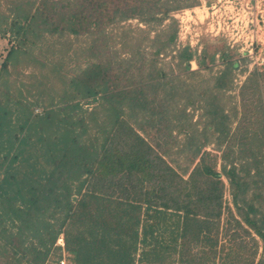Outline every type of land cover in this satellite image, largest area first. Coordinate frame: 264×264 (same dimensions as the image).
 I'll return each mask as SVG.
<instances>
[{
	"label": "trees",
	"instance_id": "16d2710c",
	"mask_svg": "<svg viewBox=\"0 0 264 264\" xmlns=\"http://www.w3.org/2000/svg\"><path fill=\"white\" fill-rule=\"evenodd\" d=\"M189 1L84 0L95 17L93 25L99 24L101 14L111 20L108 3L123 5L113 9L114 15H137L156 23L168 19L156 33L155 38L166 34L167 39L159 42L155 54L176 38L177 20L171 11L193 5ZM35 4L36 0H14L10 7L11 19L3 22L8 28H0V32L6 37L9 29L15 44L7 53L3 69L17 62L20 54L28 55V43L37 46L42 40L43 36L29 24ZM46 22L50 30L53 23L49 19ZM69 22L72 21L67 19ZM63 30L61 27L54 31ZM71 33L77 35L75 28ZM50 47L51 44L44 47L45 52ZM179 56L184 67L189 68L188 47ZM225 64L227 69L212 78L214 85L207 82L202 92L210 94L205 105L227 137L230 128H225L223 121L230 116L234 119L239 108L229 104L232 96H227L225 102L221 99L238 65L236 61ZM109 65L107 62L104 66ZM40 66H47L45 82L62 76V63L58 61L40 62ZM90 66L81 67V73L74 77L65 76L68 81L62 77V100L75 102L59 107L61 98H51L40 113L33 108L36 103L40 105L39 101L24 102L20 89L13 87L16 91L11 94L8 81L0 83L8 87L0 98V236L4 239L1 247L13 264H44L54 249H62L54 244L59 233L63 234L64 250L73 264H264V172H260L264 168V71H253L241 86L242 112L223 146L222 157L229 166L223 163L218 172L215 157L198 147L189 157L194 165L184 178L124 120V107H147L139 95L143 90L118 88L111 92L106 69L100 64ZM170 83L165 79L147 83L154 91L148 100L157 99L156 89ZM170 91L166 89L159 98L160 105L167 104ZM82 99L95 105L87 110L80 103ZM93 128L97 135L92 133ZM191 133L195 134L194 144L203 147L209 141L200 136L197 128ZM250 157L252 160H247ZM239 160L241 166L237 167ZM254 168L260 180L251 182L248 175ZM253 184L256 189L249 192ZM226 195L230 202L225 200ZM254 198L259 201L257 206L253 205ZM225 208L235 226L241 227L237 213L260 237L262 252L258 260L254 259L258 239L245 228L250 245L233 232L228 243L217 250ZM257 211L260 224L250 215ZM195 246L208 253L203 257L197 252L186 254Z\"/></svg>",
	"mask_w": 264,
	"mask_h": 264
},
{
	"label": "rangeland",
	"instance_id": "374dc122",
	"mask_svg": "<svg viewBox=\"0 0 264 264\" xmlns=\"http://www.w3.org/2000/svg\"><path fill=\"white\" fill-rule=\"evenodd\" d=\"M13 2L14 0H0L2 31L5 27L8 28V24L3 22L10 21L12 15L10 7ZM189 2H193V5L171 11V16L177 20L176 38L174 42L155 54L159 42L167 39L166 34L155 38L156 33L169 22L168 19L156 23L143 20L137 15L127 17L121 12L114 15L112 14L113 9L122 8L123 5L108 3L109 16H113L111 20L107 15L101 14L99 24L93 25L95 17L89 7H86L84 0H36L29 24L40 36H43L42 40L37 46L28 43V55L20 54L21 58L19 56L17 62L9 63L7 69H3L2 65L6 61L7 53L15 43L9 36L11 34L9 29L6 37L0 32V83L7 80L8 87L9 84L11 86L8 93L11 94L16 91L13 87L20 89L24 102L39 101L40 105L36 103L33 108L35 112L40 113L46 110L43 106L51 98L55 101L61 98L57 103L59 107L75 102L65 103L62 100L63 86L60 83L62 77L68 81L66 77H74L81 73V67L88 64L90 66L92 63L100 64L109 73L107 82L111 92H115L118 88L133 89L132 92L138 89L143 90L144 96L142 92L139 95L142 96L144 102H147V107L133 109L124 107V120L136 128L139 134L148 141L149 146L151 145L154 151L175 171L187 177L194 165V161H191L189 157L193 156L200 147L201 151L204 148L209 153L208 156L215 157V170L220 172L223 163L226 167L229 166L222 157L223 146L237 125L238 116L242 112L239 107L241 86L253 71H264V0H190ZM48 19L53 23L50 30L46 27ZM67 19L72 22L67 24ZM61 27L64 30L55 33L54 30ZM73 28L77 35L71 33ZM135 43L137 46L133 45ZM48 44H51V47L45 52L44 47ZM187 47L191 52V57L187 60L189 68L186 69L185 62L183 63L179 53ZM32 57L36 61H31ZM57 61L62 63L60 72L62 76L59 78L56 76L52 81L45 82L48 77L47 66L41 67L40 62L52 64ZM228 61H236L238 66L231 72L229 88L221 100L225 102L227 96H232L233 100H230L229 104H237L239 111L234 119L230 116L229 119L223 121L224 127L230 128L225 137V133L221 131L222 125H215L217 120L213 119V115L207 110V104L205 105L204 101L210 94L202 91L207 87V82L214 85L212 78L227 69L225 63ZM107 62L110 63L109 67L104 66ZM164 79L171 83L156 89L157 99L148 100L154 93L149 84H152V81ZM46 83L48 86L44 85ZM115 83L119 86H114ZM8 87L0 84V98ZM166 89H171V91L166 96L167 104L162 106L159 104V98L163 97ZM39 91L42 94H39ZM91 102L85 99L80 100L82 107L87 110L95 105ZM228 105H226V112L231 115L233 112L228 110ZM132 112L135 113L132 114ZM195 128L202 138L209 140L203 147L192 143L194 142L192 136L195 134L191 132H194ZM186 130L189 132H185ZM92 133L98 134L94 128ZM218 136L223 138V143L222 138ZM244 147L247 149L246 146ZM247 160L252 159L250 157ZM262 165L264 166V161ZM238 166H241L240 160L237 163ZM184 167L187 168L186 171H182ZM260 172H264V168ZM242 173H244L243 170L240 174ZM255 175L254 168L248 175L251 182L260 180L257 178L259 176ZM221 177L226 182L224 176ZM254 187V184L251 185L249 192L254 190ZM225 200L230 202V196L226 195ZM252 200L253 205L257 206L259 203L257 198ZM229 206L233 208L231 204ZM250 215L256 223H261L258 211L250 212ZM235 216L239 218L241 227L235 226L228 209H223L217 250L220 245L228 243L229 236L233 232L240 234V237L250 245L252 242L250 237L244 234L243 229L245 228L258 239L259 248L254 257L256 261L262 252L261 239L255 233L253 226L246 224L241 215L236 213ZM226 220H230L231 223L228 224ZM3 241L4 239L0 236V264H13L14 260L8 256V252L2 249L3 246L1 247ZM54 244L56 247L61 246L62 249H54L44 264H58L59 255L62 256L59 264H73L68 258L69 254L67 255L64 250L62 233L58 234ZM203 250L204 252L195 246L186 254L190 256V253L197 252L203 257L208 253L205 249Z\"/></svg>",
	"mask_w": 264,
	"mask_h": 264
},
{
	"label": "crops",
	"instance_id": "0c3cea01",
	"mask_svg": "<svg viewBox=\"0 0 264 264\" xmlns=\"http://www.w3.org/2000/svg\"><path fill=\"white\" fill-rule=\"evenodd\" d=\"M184 177V176H183ZM184 178H186V177H184Z\"/></svg>",
	"mask_w": 264,
	"mask_h": 264
}]
</instances>
